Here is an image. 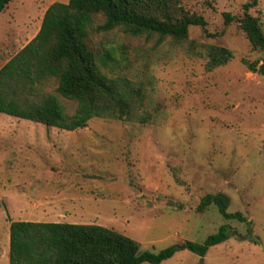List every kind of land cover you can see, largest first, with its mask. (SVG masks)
Returning a JSON list of instances; mask_svg holds the SVG:
<instances>
[{"label": "rangeland", "instance_id": "obj_1", "mask_svg": "<svg viewBox=\"0 0 264 264\" xmlns=\"http://www.w3.org/2000/svg\"><path fill=\"white\" fill-rule=\"evenodd\" d=\"M54 1L68 0L9 1L0 13V65L19 48L6 41L32 31V21ZM247 1H182L206 22L189 26L183 41L112 31L105 41L117 46L123 68L114 74L142 88L128 118L93 117L71 131L0 112V264H8L10 222L24 218L100 224L154 252L180 246L160 264H264V74L244 62H261L264 50L250 46L236 20L223 22L224 12L242 16ZM247 12L259 17L264 32V0ZM216 45L232 58L209 70L206 50ZM56 85L52 78L36 85L37 95L56 94L72 114L76 104L58 95ZM62 159L96 172V201L89 198L80 213L53 215L42 205L31 214L17 200L26 204L49 190L51 175L42 168ZM21 190L27 201L17 199ZM216 193L244 219L225 218L214 204L198 209L204 195ZM222 224L228 238L203 257L182 247ZM248 232L259 243L244 239Z\"/></svg>", "mask_w": 264, "mask_h": 264}, {"label": "trees", "instance_id": "obj_2", "mask_svg": "<svg viewBox=\"0 0 264 264\" xmlns=\"http://www.w3.org/2000/svg\"><path fill=\"white\" fill-rule=\"evenodd\" d=\"M10 0H0V13ZM184 0H68L54 1L46 8L40 28L14 56L0 67V112L46 126L66 130L83 128L93 117L117 119L132 115L142 88L133 87L117 58V46L105 41L115 29L138 36L155 33L161 38L183 41L189 26L204 27L200 15L190 13ZM257 0L243 4L242 16L223 13L224 24L236 20L253 49L264 50V32L258 16L247 12ZM207 69L225 64L232 53L222 46L206 50ZM249 71L264 74L261 62H247ZM57 83L55 92L76 104L65 112L56 94L37 95L36 85L48 79ZM214 204L229 219L244 218L228 212L222 193L206 194L198 209ZM228 225L202 242L187 241L184 247L203 257L209 247L225 241ZM179 245L156 252L141 249L135 239L95 223L11 221L8 264H160Z\"/></svg>", "mask_w": 264, "mask_h": 264}, {"label": "crops", "instance_id": "obj_3", "mask_svg": "<svg viewBox=\"0 0 264 264\" xmlns=\"http://www.w3.org/2000/svg\"><path fill=\"white\" fill-rule=\"evenodd\" d=\"M8 5V4H7ZM7 7V6H6ZM47 7L43 8L41 12L35 17V21H32V31H26L24 35L16 34L15 37L18 41H6L9 43L8 45L11 48L19 47L17 51L12 55L14 56L26 43L31 40L35 34L38 32L40 28V24L42 21L43 14ZM34 32L33 36L30 37L27 41L25 40L26 36H30ZM23 40V41H20ZM12 56H10L4 63H6ZM3 63V64H4ZM2 64V65H3ZM0 65V67L2 66ZM58 161V160H57ZM59 163L55 165H44L43 172L50 174L51 177L48 179L46 186L50 189L46 192H42L41 195L35 196V199L26 200L27 196L24 190H21V193L17 194L18 198H25L27 203L17 202L21 205H27L31 208V214H35L36 209L42 205L49 207L53 215H65L71 214L73 212L80 213L81 206L85 205V201L92 199L96 201L97 196L95 197V175L96 172L93 170H89L87 174L83 168H79V162L76 161L71 165V162L68 163L64 162V160H59ZM81 164V163H80ZM72 182V185H70ZM95 197V198H94ZM81 205V206H80ZM75 208V209H74ZM38 211V210H37ZM74 214V213H73ZM19 220H27V221H38V222H67V223H78L76 221L70 220H45V219H35V218H24ZM19 220H12V221H19Z\"/></svg>", "mask_w": 264, "mask_h": 264}, {"label": "water", "instance_id": "obj_4", "mask_svg": "<svg viewBox=\"0 0 264 264\" xmlns=\"http://www.w3.org/2000/svg\"><path fill=\"white\" fill-rule=\"evenodd\" d=\"M243 238H244V239L253 240V241L259 243V238H258L256 235H254L253 233H251V232L246 233V234L243 236ZM182 247H184V245H182ZM260 247H261V249L264 251V244H261V243H260Z\"/></svg>", "mask_w": 264, "mask_h": 264}]
</instances>
